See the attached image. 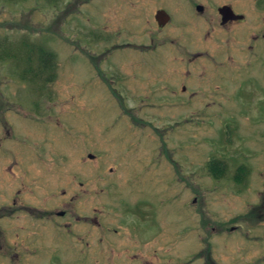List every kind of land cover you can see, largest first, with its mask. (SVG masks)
Here are the masks:
<instances>
[{
    "label": "rangeland",
    "instance_id": "obj_1",
    "mask_svg": "<svg viewBox=\"0 0 264 264\" xmlns=\"http://www.w3.org/2000/svg\"><path fill=\"white\" fill-rule=\"evenodd\" d=\"M225 5L244 15L245 50L222 79ZM263 36L264 0H0V255L264 264ZM34 42L55 54L50 82L27 61ZM19 189H34L18 195L44 214L35 226Z\"/></svg>",
    "mask_w": 264,
    "mask_h": 264
},
{
    "label": "flooded vegetation",
    "instance_id": "obj_2",
    "mask_svg": "<svg viewBox=\"0 0 264 264\" xmlns=\"http://www.w3.org/2000/svg\"><path fill=\"white\" fill-rule=\"evenodd\" d=\"M160 10V9H159ZM158 10V11H159ZM157 11V12H158ZM157 14V13H156ZM243 15V14H242ZM155 17H156V15H155ZM245 21V18H241V19H235V20H228L226 23H223L225 26L224 27H226V34H229V35H225V36H223L222 38H221V40L222 41H215L216 43H226V44H228V46L227 47H224V51H223V57H224V59L226 58V59H228V61H226V67H223V73H222V79H225V73H224V71H225V68H227V66H228V64H230L231 65V63L234 65V67H230L231 68V70H233L234 72H239V70L242 68L241 66H240V63L242 62V60H244V58H243V56H242V50H245V49H243L242 47H241V45L243 44L242 43V41L240 42V38L241 37H239L237 34H238V32H240V28H238L239 27V25L242 23V22H244ZM238 28V29H237ZM264 37V36H263ZM226 40V41H225ZM262 43H263V45H262ZM242 48V49H241ZM250 48L254 51V50H256L255 49V47L253 46V45H251L250 46ZM258 49H259V51H257V53H256V51H255V53H256V56H258L259 57V61H260V65H262V67L264 66V42H260L259 44H258ZM262 51V52H261ZM117 73V72H116ZM242 81V80H241ZM223 85H225V82H223ZM242 85H243V83H240L239 84V86H240V88L242 87ZM216 86H219V85H216ZM181 88V87H180ZM186 90V86H183V89H182V91H185ZM218 90H219V87H218ZM212 91H213V89H212ZM213 99V98H212ZM212 101V100H211ZM215 101V99L212 101V102H214ZM263 110V109H262ZM263 135V133L261 134V136ZM90 156H92V154H90ZM261 163H262V161H261ZM246 167H247V165H245ZM239 167H241V165L239 166ZM239 167H237V168H239ZM249 169V168H248ZM78 171V174L77 175H79L82 171L79 169V170H77ZM77 182H78V184L80 185V186H83L84 185V181L83 180H81V179H77ZM262 188V189H261ZM259 189H261L260 190V192L262 193L260 196H259V199H260V201L263 203L264 202V188L263 187H260ZM34 189H28V190H18L17 192V194H16V196H14V198L12 199L13 201H12V203H16V200L23 206V207H26V208H28V209H30L31 211H29L28 213L29 214H26V216L28 217L26 220H25V225H29V226H27V227H31L32 225H36V220H40V219H44V214H43V216H35V211H38V210H35L34 211V208H32V207H30V206H33V207H38V206H36V205H34V203L33 202H31V201H26L25 199H23V197L21 196V194L20 195H18L20 192H30V191H33ZM28 194H32V193H28ZM71 198H72V200H74V201H76V199H75V196H74V194L71 196ZM65 203H71V202H69V201H65ZM71 205V204H70ZM21 208V207H20ZM73 208V207H72ZM46 211V210H45ZM45 211H43V212H45ZM72 211H73V209H72ZM68 211H66V210H62V211H58L55 215H57V217H60V218H64V219H66L67 218V216H68ZM73 214H76L74 211H73V213H72V215ZM81 215L82 216H79V215H77V217H80V218H82V219H84V218H88V217H85V215L83 214V213H81ZM19 219H21V217H18ZM68 218H71V217H68ZM67 218V219H68ZM67 219L64 221V224H65V228L66 229H68L70 226L71 227H73V224H74V222H76L77 221V219L76 218H71V220L72 219H75V221H73L72 222V224H68L66 221H67ZM41 221V220H40ZM54 222V224L55 223H59L58 222V220H56V221H53ZM24 225V224H23ZM74 228V227H73ZM76 229V228H75ZM40 231H42L43 232V236L45 237V239L47 240V237L49 236V235H51V233H48L47 234V232L46 231H43V230H40ZM5 249V248H4ZM0 257H6L7 259H6V264H12V263H14V262H16V261H18V257H16V256H14L13 254H12V252L9 250V251H6V250H4L3 252H2V255H0ZM26 259H27V261L30 263L31 261H32V259L33 258H30V257H25L24 259H23V261L24 262H26Z\"/></svg>",
    "mask_w": 264,
    "mask_h": 264
},
{
    "label": "trees",
    "instance_id": "obj_3",
    "mask_svg": "<svg viewBox=\"0 0 264 264\" xmlns=\"http://www.w3.org/2000/svg\"><path fill=\"white\" fill-rule=\"evenodd\" d=\"M33 44L35 45V49L38 52V55L36 54L37 52L34 51L33 54L27 58V61H30L34 64V66H31L33 75L40 78H42V75H45V77L43 78L45 83L54 80L56 64L54 52L47 50L44 47H40L35 42ZM33 44L31 45L34 47ZM0 55L2 56V54ZM48 71L49 73H47ZM207 166L209 172L212 173L215 177H222L227 171V165L219 160L214 159L212 161H209ZM236 172L237 173L235 176V180L238 182H242V173H244L243 168L239 167Z\"/></svg>",
    "mask_w": 264,
    "mask_h": 264
},
{
    "label": "water",
    "instance_id": "obj_4",
    "mask_svg": "<svg viewBox=\"0 0 264 264\" xmlns=\"http://www.w3.org/2000/svg\"><path fill=\"white\" fill-rule=\"evenodd\" d=\"M199 10H202V6L197 7ZM219 12L222 15V22L226 23L228 20H235L244 18V15H238L234 12L231 6L225 5L219 8ZM156 19L159 25L163 26L170 20V15L165 10H159L156 14Z\"/></svg>",
    "mask_w": 264,
    "mask_h": 264
}]
</instances>
